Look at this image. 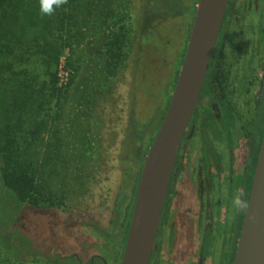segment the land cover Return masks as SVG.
<instances>
[{"label":"rangeland","instance_id":"1","mask_svg":"<svg viewBox=\"0 0 264 264\" xmlns=\"http://www.w3.org/2000/svg\"><path fill=\"white\" fill-rule=\"evenodd\" d=\"M197 1L68 0L64 11L52 15L44 42L58 48L55 65L50 58L41 62L32 47L42 22L32 26L26 36L31 47L23 48L22 66L26 63L27 69L21 74L31 77V85L38 76L39 85L33 104H25L28 112L22 116L24 130H17L16 151L29 162L28 176L35 177L21 200L2 186L4 214L11 221L0 218V264H102L95 255L106 264H119L127 210L174 89ZM260 31L262 51L257 49ZM220 57L230 69L238 64L244 79L254 82V70L264 59V0H236ZM23 78L11 75L0 84V104L12 100L17 80ZM248 85L236 104L247 127L256 91L254 83ZM1 113L0 108V128ZM5 141L0 132L2 146ZM187 164L192 179L193 164ZM236 169L232 214L242 162ZM222 182L226 184V176ZM222 191L226 194L225 187ZM215 207L218 215L228 204ZM186 217L181 228L174 225L173 239L192 253L204 223L194 234ZM172 225H159L163 237ZM224 225L220 220L212 234L208 264L231 261L236 244L229 236L232 225L226 233ZM175 253L159 263L183 264Z\"/></svg>","mask_w":264,"mask_h":264},{"label":"flooded vegetation","instance_id":"2","mask_svg":"<svg viewBox=\"0 0 264 264\" xmlns=\"http://www.w3.org/2000/svg\"><path fill=\"white\" fill-rule=\"evenodd\" d=\"M234 16L235 9L229 19L226 17L225 10L224 20L215 43V45L219 44L220 47H214L208 63V67L218 65L217 71L220 73V77L214 79V81H216V83L218 81L225 82L227 86L223 91H220V89H206V86L204 85L207 83L206 71L204 82L188 123L189 129H192V133L190 137L184 138L180 143L176 162L170 176L159 225L163 222L167 223L168 221L173 225L170 227V230L166 232V237L162 236V230L158 227L159 229L156 235V238H158V245L156 250L153 251V253L158 251L155 264H167L159 263L160 259L167 260L168 253L173 252H176L175 254L179 253L177 254L180 259L179 263L183 259V264H199V258L195 247H193L192 253H186L182 246L178 248L179 241L174 242V225L178 224L181 228L184 216H187L194 228L193 233L195 234L196 226H198L201 221L205 220L204 218L207 211L210 212L211 218L215 217L224 221L225 217L230 214L231 202L234 200L232 195L234 172H236L238 164L242 162L240 186L237 193V199L235 200L236 205L234 210V215L239 219L235 231V244L237 241L239 233L238 228L240 229L248 195V190L245 189L241 182L244 176L246 163H249L254 167L261 144L264 126L261 134H250L253 126L257 123L254 118V106L257 104V93L255 91V96L252 100L253 117L251 121L249 120V126L247 127L244 123L242 109L237 107L236 104L239 103L237 95L240 94L241 97L248 92V84L250 81L249 79H244V73L237 70L238 64H236L233 69H230V65L224 63L223 58L220 57V53L223 50L226 31ZM258 33L257 39L259 43L257 49L259 48V44L262 43L259 40L261 31ZM249 71L253 70L250 69ZM210 75H208V77ZM249 75L250 74H248V78ZM215 87L217 86L215 85ZM204 122L208 125L207 129L211 131V134L209 137L207 136V139H204L201 134V123ZM188 131L185 132V135L188 134ZM250 147H252L251 153ZM204 150H206V156L203 155ZM189 160H191V164H193L192 167L195 171L192 179H190V173H188L189 166L187 162H189ZM225 165L227 166L226 169ZM224 176H226V184L222 182ZM224 187L226 188V194L222 191L224 190ZM239 201L242 205L240 210H238ZM222 203L228 204V207L224 209L220 207L218 215L215 214V206H221ZM166 204H168L166 209L169 211L168 219L163 221L164 207ZM191 208H193V211H189ZM200 215L201 219H199ZM178 230L180 231L181 229L177 227V231ZM231 242L233 243V241ZM166 245H170L171 249H165ZM73 255L75 256V259H79L77 254L74 253ZM93 258L94 256H91V261ZM176 263L177 262L174 261L173 264Z\"/></svg>","mask_w":264,"mask_h":264},{"label":"water","instance_id":"3","mask_svg":"<svg viewBox=\"0 0 264 264\" xmlns=\"http://www.w3.org/2000/svg\"><path fill=\"white\" fill-rule=\"evenodd\" d=\"M227 2L197 1L175 86L138 178L119 264H149L157 248L156 235L170 176L180 143L192 133L188 123L214 47H220L215 43ZM241 207L239 201L238 210ZM231 264H264V130Z\"/></svg>","mask_w":264,"mask_h":264},{"label":"trees","instance_id":"4","mask_svg":"<svg viewBox=\"0 0 264 264\" xmlns=\"http://www.w3.org/2000/svg\"><path fill=\"white\" fill-rule=\"evenodd\" d=\"M235 6L236 0H229L226 7L227 19H229L232 15ZM59 11H64V8L62 7L60 9H57L56 14H58ZM53 21L54 18L52 16H41L39 12L38 1L35 2L34 0H0V84L3 81H6V78H9V76L11 75H22V77H24L23 80H17L19 86L17 87L18 89L14 91L12 100H10L7 105L0 104V108L2 110V119L4 120V124L3 127L0 128V132L4 137V140H6L5 146H2L0 143V152L3 153L2 156L4 155L0 170V183L2 184H0V218L7 222L11 221V217H9V215L7 214H4L6 213V211L3 210V204L5 201L4 194L2 193L3 187H7L9 191L14 194L15 197L17 196L18 199L21 200L25 192V187L27 185H33L35 177V175L28 176L27 173H30L28 172L30 170L27 168V163L29 162H25V160L21 158V155L16 151V149L20 147V144L18 143L17 130H24V126L21 125V122H23L22 116L24 115L23 113L28 112V109H25V104H33L34 101H31V99L33 97V93L36 91V87L39 82V78L37 76L35 77L36 85H31L29 83L31 77L28 80L27 76L21 74L27 69L26 63L22 66V58L24 52L23 48H29V46L31 47L30 43L32 42H26L27 33L35 25L42 22V27L39 31L36 32V35L33 36L34 43L32 44V47H34L39 53L41 62L44 58H50L49 61L51 60L53 62V65H55L57 63L59 55L58 48L53 45L51 47H47V44H45L48 43L46 38L50 35L51 22ZM39 39H42V41H40ZM258 49L262 51L261 47H259ZM217 69L218 65H215L213 67L209 66L207 68V83L204 84L206 86V89H220V91L226 89L227 84L225 82L223 83L222 81H218L216 83V81H214V79L220 77V73H218ZM254 71L256 72L254 76V82L251 81L249 84L253 85L254 83V86L256 87L257 104H255L254 106V118L257 123H255V125L253 126V129L251 130L250 134H261V131L264 126V59L258 64L257 68ZM208 75L210 76L208 77ZM215 85L217 87H215ZM207 128L208 125L205 122L201 123V134L204 139H207V136L209 137V135L211 134V131H209ZM203 155L206 156V150L203 151ZM252 169V165L246 163L245 172L241 183L247 190L251 181V175L253 171ZM34 173L35 172H33V174ZM135 192L136 187L132 195L130 206L127 210L126 221L123 226L125 234H127L128 223L133 206ZM167 206L168 204H166V206L164 207L165 211L163 221H166L168 219L169 211L166 209ZM199 219H201V215ZM204 219L205 220L201 221L204 223V231L200 236H198L197 245L195 246L199 258V264L209 263V245L211 243V237L212 234L217 230L218 222L220 221L215 217L211 218V214L209 211H207ZM229 219H231L232 222L228 224ZM224 222V233H226L225 231L227 230L228 226L232 225L229 236L231 237V241L234 242L235 231L238 226L239 219L236 215H234L233 212V214L230 213L225 217ZM70 255L72 257H75L73 253ZM157 255L158 251L153 253L150 264H155ZM232 256L233 253L231 255V262ZM97 257L101 260L103 264V258L101 256ZM231 262H229V264H231Z\"/></svg>","mask_w":264,"mask_h":264},{"label":"clouds","instance_id":"5","mask_svg":"<svg viewBox=\"0 0 264 264\" xmlns=\"http://www.w3.org/2000/svg\"><path fill=\"white\" fill-rule=\"evenodd\" d=\"M67 3L68 0H38L39 12L41 16H52Z\"/></svg>","mask_w":264,"mask_h":264}]
</instances>
